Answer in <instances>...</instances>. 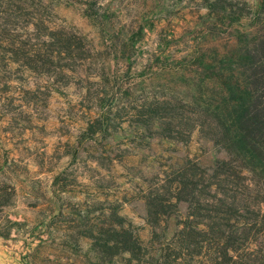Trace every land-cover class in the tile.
Masks as SVG:
<instances>
[{
  "label": "rangeland",
  "instance_id": "obj_1",
  "mask_svg": "<svg viewBox=\"0 0 264 264\" xmlns=\"http://www.w3.org/2000/svg\"><path fill=\"white\" fill-rule=\"evenodd\" d=\"M260 1L0 0V223L21 224L0 238V264H264L259 239H178L202 212L173 198L175 172L225 154L135 117L155 97H195L200 71L178 64L223 52L228 15L247 27ZM111 229L141 250H107Z\"/></svg>",
  "mask_w": 264,
  "mask_h": 264
},
{
  "label": "trees",
  "instance_id": "obj_2",
  "mask_svg": "<svg viewBox=\"0 0 264 264\" xmlns=\"http://www.w3.org/2000/svg\"><path fill=\"white\" fill-rule=\"evenodd\" d=\"M19 1L34 4L42 0ZM87 6L91 9L93 3ZM249 10L247 27L234 11L228 15L230 43L223 52L194 54L178 64L184 72L200 71L195 76V97H155L136 111L135 117L144 119V126L162 122L168 129L197 132L226 157L206 173L196 166L175 172L173 198L196 205L202 212L201 228L183 231L178 239L213 240L230 247L238 241H264V0ZM62 37L56 30L54 39L64 46L58 55L73 56L77 50L73 41ZM19 227L20 223L4 218L0 238L8 239ZM110 235L107 250L114 248L131 255L141 250L128 230L111 229ZM232 252L231 259H237V249Z\"/></svg>",
  "mask_w": 264,
  "mask_h": 264
}]
</instances>
